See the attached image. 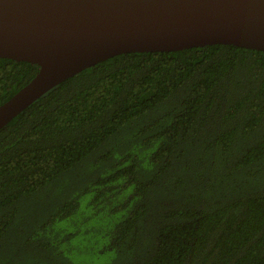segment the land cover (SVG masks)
Masks as SVG:
<instances>
[{"label":"trees","instance_id":"16d2710c","mask_svg":"<svg viewBox=\"0 0 264 264\" xmlns=\"http://www.w3.org/2000/svg\"><path fill=\"white\" fill-rule=\"evenodd\" d=\"M37 71L0 58V104ZM94 235L107 264H264V51L119 54L0 129V264Z\"/></svg>","mask_w":264,"mask_h":264},{"label":"water","instance_id":"95a60500","mask_svg":"<svg viewBox=\"0 0 264 264\" xmlns=\"http://www.w3.org/2000/svg\"><path fill=\"white\" fill-rule=\"evenodd\" d=\"M214 44L264 51V0H0V58L38 66L0 129L45 92L116 55Z\"/></svg>","mask_w":264,"mask_h":264},{"label":"rangeland","instance_id":"374dc122","mask_svg":"<svg viewBox=\"0 0 264 264\" xmlns=\"http://www.w3.org/2000/svg\"><path fill=\"white\" fill-rule=\"evenodd\" d=\"M94 223L93 225H95ZM91 225V224H89ZM94 236L86 238L85 241L77 244L74 240L71 243V253L75 264H107L111 255L110 237L104 236L103 242L97 243ZM101 239V238H100ZM69 248V249H70ZM110 248V247H109Z\"/></svg>","mask_w":264,"mask_h":264}]
</instances>
